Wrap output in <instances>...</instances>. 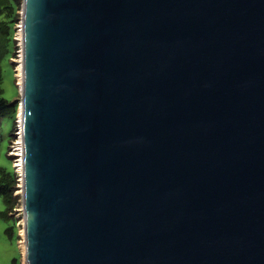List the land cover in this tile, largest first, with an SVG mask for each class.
I'll use <instances>...</instances> for the list:
<instances>
[{"label": "water", "instance_id": "1", "mask_svg": "<svg viewBox=\"0 0 264 264\" xmlns=\"http://www.w3.org/2000/svg\"><path fill=\"white\" fill-rule=\"evenodd\" d=\"M21 13L25 264H264V0Z\"/></svg>", "mask_w": 264, "mask_h": 264}, {"label": "rangeland", "instance_id": "2", "mask_svg": "<svg viewBox=\"0 0 264 264\" xmlns=\"http://www.w3.org/2000/svg\"><path fill=\"white\" fill-rule=\"evenodd\" d=\"M11 2L12 8L0 13V22L6 25L8 23L7 36L10 39L8 56L0 61L1 97L9 101H18L20 99V87L16 71L18 60L22 54L21 41L18 38L19 25L22 20V0H12ZM18 107L19 103H17ZM17 111L16 109L14 116L0 118V168L13 172L15 178L12 204L8 208L6 217L4 212L7 206L0 195V264H12L15 259L18 264H25V254L22 249L24 237L20 233L23 226L21 224L23 220L22 199L21 193H17L21 189V178L16 166H14L18 159V156L14 154L18 138L17 131L19 130ZM8 229H10L9 233Z\"/></svg>", "mask_w": 264, "mask_h": 264}, {"label": "trees", "instance_id": "3", "mask_svg": "<svg viewBox=\"0 0 264 264\" xmlns=\"http://www.w3.org/2000/svg\"><path fill=\"white\" fill-rule=\"evenodd\" d=\"M11 1L12 0H0V13L12 8ZM8 28V23L6 25L3 22H0V61L1 59H4L6 56H8L10 50V39L7 36ZM1 81L2 75L0 68V118L14 116L17 109V101H9L6 98L1 97ZM14 181L15 178L13 172H8L4 168H0V195L3 197L7 206L4 212L5 217L8 214V208H10L12 204ZM9 231L10 229H8V233ZM12 264H18L16 259L12 262Z\"/></svg>", "mask_w": 264, "mask_h": 264}, {"label": "bare ground", "instance_id": "4", "mask_svg": "<svg viewBox=\"0 0 264 264\" xmlns=\"http://www.w3.org/2000/svg\"><path fill=\"white\" fill-rule=\"evenodd\" d=\"M20 30L18 32V38H20V41H21V50H22V35H23V31H22V20H21V23H20ZM17 37V36H16ZM20 52V51H19ZM22 53V51H21ZM18 66H17V73H16V76H17V81H18V84H19V87H20V91H21V87H22V83H23V66H22V54L18 60ZM19 107L17 108V119H18V122L20 123L21 121V117H22V113H21V102H20V99H19ZM17 141H16V147L14 148L15 149V152L14 154L18 156V159L15 161L16 163L14 164V166H16L17 168V171L19 172L20 174V178H21V183H20V186H22V135H21V128L19 127V130L17 131ZM17 193H22V190L20 189L19 191H17ZM21 224H23L21 230H20V233H22V236L25 237V230H24V218L23 220L21 221ZM22 249L24 251V254L26 253V246H25V240L23 239L22 240Z\"/></svg>", "mask_w": 264, "mask_h": 264}]
</instances>
